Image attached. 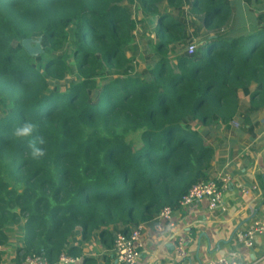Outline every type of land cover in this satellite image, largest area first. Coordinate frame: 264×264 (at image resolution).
<instances>
[{
  "label": "trees",
  "instance_id": "1",
  "mask_svg": "<svg viewBox=\"0 0 264 264\" xmlns=\"http://www.w3.org/2000/svg\"><path fill=\"white\" fill-rule=\"evenodd\" d=\"M240 5L252 25L242 59ZM26 40H41L38 56ZM262 49L264 0H0V247L25 220L17 262L43 254L56 264L64 252L81 257L78 237L113 247L118 234L179 208L215 178L221 136L255 130ZM34 91L44 94L31 115L60 136L39 164L9 136L29 118ZM195 92L188 107L182 93ZM33 140L48 152L43 132ZM258 182L264 191V174Z\"/></svg>",
  "mask_w": 264,
  "mask_h": 264
},
{
  "label": "crops",
  "instance_id": "2",
  "mask_svg": "<svg viewBox=\"0 0 264 264\" xmlns=\"http://www.w3.org/2000/svg\"><path fill=\"white\" fill-rule=\"evenodd\" d=\"M253 122L257 126L252 134L221 136L225 146L217 152L213 176L225 173L232 178L224 194V210L211 212L206 203L177 208L172 215L175 229L164 227L161 233L155 232V222L146 223L144 247L136 264H211L225 257H234L242 264H264L263 235L256 237L251 249L237 240L253 222L264 221V191L258 182V176L264 174V112ZM239 141L243 144L236 149ZM254 187L257 190L248 195L241 192V188ZM24 224L25 220L4 230L9 242L0 247L1 264H19L16 258L24 243ZM179 237L188 252L185 260L175 251ZM77 246L82 255L74 264H120L113 247L102 244L98 236L88 242L78 237Z\"/></svg>",
  "mask_w": 264,
  "mask_h": 264
},
{
  "label": "built area",
  "instance_id": "3",
  "mask_svg": "<svg viewBox=\"0 0 264 264\" xmlns=\"http://www.w3.org/2000/svg\"><path fill=\"white\" fill-rule=\"evenodd\" d=\"M195 46L191 45L188 48L189 53H193ZM234 126H238V122L235 121ZM237 124V125H236ZM232 182V178L228 174H219L215 178L208 181H202L194 185L188 193L182 197L179 203V208H188L191 206H197L207 204L209 211L224 210L223 198L228 185ZM257 187L252 189L241 188V192L245 195L250 194L252 191H256ZM174 210L171 208H165L153 221L155 222L154 230L156 233H161L164 227L170 230L175 229V223L173 221ZM144 225H138L132 230L129 235L118 234L114 241L113 252L117 261L120 264H136L140 257V252L144 247L143 232ZM258 235L264 236V221H255L245 231L241 232L237 236V240L244 247L251 249L254 246L256 237ZM175 251L180 260H185L188 257V252L185 247V241L182 237H179L176 242ZM78 259L68 256L65 252L62 253L58 259L59 264H74ZM242 264L238 259L234 257H225L214 260L211 264ZM19 264H51L47 258L43 255H28Z\"/></svg>",
  "mask_w": 264,
  "mask_h": 264
},
{
  "label": "clouds",
  "instance_id": "4",
  "mask_svg": "<svg viewBox=\"0 0 264 264\" xmlns=\"http://www.w3.org/2000/svg\"><path fill=\"white\" fill-rule=\"evenodd\" d=\"M240 8L242 9V15L244 19L243 24V32L241 34V47L237 52L238 57L242 59L243 55L246 52V49L244 48V41L247 39V35L252 34V25L248 21V16L246 11H243L244 6L240 5ZM48 21L45 19V26L47 25ZM234 38V37H233ZM226 43H231V38L226 37L225 38ZM224 59H227V53L224 55ZM254 65H259L262 70H264V49L261 50V52L258 54L256 59L254 60ZM195 89V86H193V90ZM44 93L40 91H34L30 94L28 103L26 105V108L29 112V118L24 121H16L14 126L9 131V136L13 142V150L16 148L17 145L26 144L29 152L28 157L31 159V161L34 164H39L40 161H42L45 158L50 159L51 156L54 154L56 150V142L59 140V131L53 130V126L51 124H45L43 128H41L40 125L37 124L31 113H33L37 107V104L39 103L42 95ZM187 96L186 104L188 107H191L192 104L195 103L197 99H199V92H195V94H186L182 93ZM209 110L215 111L214 107V100L209 98L208 101ZM7 107H11V105H7ZM43 132L45 137L48 139V152L45 153L41 151L37 146L36 142L33 140L34 135L38 132ZM151 198L150 196H147L144 199V203H147L148 199ZM229 264H232V262H229Z\"/></svg>",
  "mask_w": 264,
  "mask_h": 264
},
{
  "label": "rangeland",
  "instance_id": "5",
  "mask_svg": "<svg viewBox=\"0 0 264 264\" xmlns=\"http://www.w3.org/2000/svg\"><path fill=\"white\" fill-rule=\"evenodd\" d=\"M163 10H164V7H163ZM139 17V19H140V16H138ZM142 33V32H141ZM192 33H194L193 32V29H192V26H189V31H188V34H192ZM153 40H154V38H153V36H151V35H147L146 36V41H152L153 42ZM192 45H194L195 47H196V45H197V41H195L194 43H192ZM32 46H34V45H32ZM143 70H145V66H141V68H139V72H141V71H143ZM237 125V124H236ZM235 127H237V128H239L240 127V122L238 121V126H235ZM230 135H232V133H230ZM248 135H250V134H248ZM131 139H133V141L134 142H136V136H131L130 137ZM242 142L241 141H239L238 142V144H237V146L235 147L236 149H237V147H240V146H242ZM225 145H223V147H224ZM222 147V148H223ZM222 148H220V150H222Z\"/></svg>",
  "mask_w": 264,
  "mask_h": 264
},
{
  "label": "water",
  "instance_id": "6",
  "mask_svg": "<svg viewBox=\"0 0 264 264\" xmlns=\"http://www.w3.org/2000/svg\"><path fill=\"white\" fill-rule=\"evenodd\" d=\"M23 44L31 56L36 57L41 53V40H39L34 47L31 46L30 40L24 41Z\"/></svg>",
  "mask_w": 264,
  "mask_h": 264
}]
</instances>
